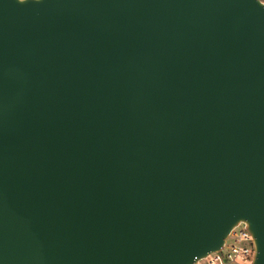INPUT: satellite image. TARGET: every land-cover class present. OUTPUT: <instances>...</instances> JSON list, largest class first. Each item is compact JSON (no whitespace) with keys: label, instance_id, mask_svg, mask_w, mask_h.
<instances>
[{"label":"water","instance_id":"95a60500","mask_svg":"<svg viewBox=\"0 0 264 264\" xmlns=\"http://www.w3.org/2000/svg\"><path fill=\"white\" fill-rule=\"evenodd\" d=\"M244 222L264 264V3L0 0V264H196Z\"/></svg>","mask_w":264,"mask_h":264},{"label":"built area","instance_id":"2783aa9c","mask_svg":"<svg viewBox=\"0 0 264 264\" xmlns=\"http://www.w3.org/2000/svg\"><path fill=\"white\" fill-rule=\"evenodd\" d=\"M264 3V0H260ZM254 244L244 222H239L227 234L222 247L197 260L196 264H252Z\"/></svg>","mask_w":264,"mask_h":264}]
</instances>
